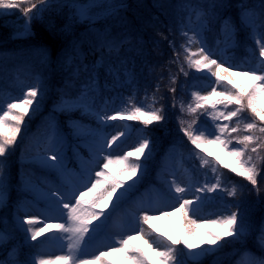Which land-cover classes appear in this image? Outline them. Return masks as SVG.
Segmentation results:
<instances>
[{
  "label": "snow or ice",
  "instance_id": "snow-or-ice-1",
  "mask_svg": "<svg viewBox=\"0 0 264 264\" xmlns=\"http://www.w3.org/2000/svg\"><path fill=\"white\" fill-rule=\"evenodd\" d=\"M28 5V6H24ZM93 5H81L72 4L71 7L76 9L74 16L80 22L94 23L95 17L90 14L89 8ZM47 7V0H37L33 3L32 0H0V14L4 10H20L25 18L26 24H30L31 20L36 17L43 9ZM112 13L116 14L122 5H111ZM192 7V6H189ZM227 5L224 0H211L210 3L200 6L199 10L192 8L195 11L196 20L198 22V28L203 30L206 25L219 19V12L221 9L226 8ZM240 24L247 28L250 32L251 38L254 40L259 48V56L264 58V0H261L259 5V11L253 8L242 5L240 11ZM236 25L233 21L227 17L222 19L221 23V37L219 43L229 45L236 39L237 34ZM181 35L190 44L193 38H196L201 47L198 49L201 59L190 60V65L194 64L196 69H207L214 77H216V84L219 86L223 81L227 80L231 87L228 88L227 93H218L216 88L213 87L211 92L204 96H197L196 107L189 106L190 111L195 113L198 108H202L203 105L199 101L211 103L213 110H216L217 105L223 106L224 109H228L229 105H232L233 110H227L216 113L217 117H222L226 121H233L235 118L236 127H230L228 123H214V130L203 128L199 130V135H196L194 131L189 128H182L183 133L191 142L195 148L199 149L206 137L214 138L219 141L225 148H228L230 154L236 158V165H228L227 167L233 173L243 177L252 186L257 195L261 192V181L264 180V172L261 171L257 162L254 161L252 153L256 154V161L264 160V157L260 156L261 152H264V107L257 106V97L264 94V60H261V67L259 70L252 69L249 72L243 73V75H251L254 83L250 86V89L242 88L238 83H235L233 79L229 77H235L236 73L231 71V67H224V63H218L216 59H212V55L206 50L202 35L199 31H194L192 35H189L188 31H182ZM258 37V38H257ZM131 43L130 37L127 33L116 35L113 32L105 28L100 31H96L92 37L91 48L94 52H99V56L96 61L91 64H85L80 60L79 53V42H73L71 46V53H66L65 61L69 65H75V71L73 77L78 76L81 73L87 74V79L80 84V89L77 95L70 96L67 93L61 95L59 102L54 106V112H61L66 114L68 118V127L72 131L74 137L91 136L94 137V142L90 147V150L96 154H103L108 152L109 154L103 156L102 160L98 163L103 164V169L107 170L113 163V158L110 150L113 148L120 137L124 136L125 133L119 132L113 135L110 140L105 139L104 128L108 125L109 121H115L117 115L109 116L105 112V107L109 103V98H104L103 103L99 104L98 97L101 95V90H112L114 87L119 86L121 83V76L127 78L133 75V70L127 67V61L119 59L122 48L125 45ZM184 47V46H182ZM190 51V49H186ZM116 57L119 59V65L113 63L112 58ZM40 58L43 63H48L49 55L47 50H43L40 53ZM213 67L217 70L213 71ZM234 67V66H233ZM103 68L106 77H111L113 83H109L107 79L101 84L99 78V70ZM220 70L228 75L221 76ZM259 71L260 74H257ZM180 72L185 76L188 72L184 71L181 67ZM170 84L172 87L169 89L175 93L178 87V81L176 75L170 76ZM159 86H157L158 88ZM38 87L30 86L27 89V93L24 99L19 102L9 103L7 105V111L0 116V125L7 124L8 131L0 132V205L4 204L10 198L11 192V180L10 171L8 167V155L14 149L18 134L22 131V125L25 122V118L30 115V111L35 110L36 104L39 103L38 99ZM214 97H222L214 99ZM81 110L82 114L93 118L96 121L97 127L92 128L89 125L81 123L79 120H74L71 117V113L76 110ZM15 111L11 116V120L6 119L10 113ZM129 120L142 121V125L147 128L155 123H162L166 120L167 114L163 104L160 108L144 111L141 107H134L130 110ZM249 113L250 115H245ZM249 120L250 122L244 124V129L250 134L247 135H236L240 128L241 120ZM196 123V121H193ZM258 131L261 135H255ZM64 135L59 128L55 117L49 119L46 140L47 147L43 153H37L35 157L37 161L49 168H56L62 158V150L64 145ZM235 141V143H233ZM152 141L150 138H143L139 145L134 151L128 152L117 159L121 161L124 167L121 169L128 173V179L135 183L133 178H139V173L143 169L144 161L148 158V152L150 150ZM254 145V146H253ZM51 152L52 155L47 153ZM196 155L199 156V153ZM135 157V160L130 158ZM205 164H211L207 157L202 158ZM217 160L220 158L217 157ZM210 171L215 174L216 182L209 185L205 184L203 187L197 188L198 193H209L215 192L222 188L221 177L217 166L210 168ZM106 177L104 170L95 172L94 182L89 180L91 187L87 191H82L79 195L74 193H63L59 190L49 189L45 193V198L50 202V206H53L55 211L66 214L68 221L70 222L69 227H65L64 224H56L52 227L61 230L66 234L65 238L69 241L68 249L72 250L79 249L82 243H85V236L87 233L95 232L96 225H92V220H98L99 217H106L103 212L104 208H107L109 202L113 203L115 207V201L113 197H116L118 201L123 195L124 191L132 187V184H125L124 181L118 180L115 176ZM259 178V179H258ZM25 187L31 186L30 180L23 181ZM175 185V181L172 182ZM87 187V184L84 185ZM118 189L120 192L118 193ZM187 191L186 188L175 185L174 192L177 194V199L182 200L179 208L175 211H180L185 217L188 216L189 212L196 213L197 209L194 207L202 197L196 196L195 200L182 199V194ZM223 191L226 192L228 197L236 198L243 196V190L238 189L236 185H233L230 189L223 187ZM91 197L90 199H86ZM67 201V202H65ZM74 201V203H73ZM88 207L85 208L84 206ZM236 210L229 211L228 214L218 217L217 220H212L211 223L218 224L222 231L204 229L206 240H201L200 244L194 242L192 229L189 226L185 227L182 236L179 239L173 240L171 237L167 238V246L161 250L159 245L153 247V244L149 243V249L156 253L158 257V264H189V261L196 262L198 258L206 251L214 248H219L220 244L227 241L229 238L240 242L243 247L242 257H248L249 259L245 264H264V258L252 257L251 251L246 247L247 238L251 234L253 239L264 248V217L261 218L258 225H254L246 218V214L241 208V205L237 203L234 205ZM100 208L101 211H95V208ZM161 211L163 216H169L171 213L163 211L161 207L158 209ZM148 210H144V214L140 217V222L148 223L150 217L147 214ZM90 218V219H89ZM35 217L25 216L21 220V225L24 226L25 233H30V240L36 241L39 236L45 231L44 228L32 227ZM193 225L196 221L191 222ZM202 226V225H201ZM140 232L145 235L152 236L154 233L145 232L141 227ZM157 239H164L162 236L157 235ZM133 237L129 236L127 239L121 240L120 243L123 246L122 250L126 253V259H130L132 264H150L151 256L148 255L144 250L139 248L137 245L130 243ZM13 236L11 234L5 235L3 231H0V247H5L11 244ZM148 241L146 240V243ZM183 245V249H178L177 245ZM207 246V249L203 247ZM117 251L118 249H111ZM179 252H183L186 259L181 258L178 255ZM103 255V254H102ZM8 258H0V264H52L51 259L35 258L34 256L29 259L27 256L21 254V250L15 245H12L11 251L7 253ZM56 260H72V264H83L82 261H75L70 256H57ZM96 260H101L102 256L94 257ZM106 264V262H105ZM236 264H241V261H237Z\"/></svg>",
  "mask_w": 264,
  "mask_h": 264
},
{
  "label": "trees",
  "instance_id": "trees-1",
  "mask_svg": "<svg viewBox=\"0 0 264 264\" xmlns=\"http://www.w3.org/2000/svg\"><path fill=\"white\" fill-rule=\"evenodd\" d=\"M189 1L190 0H125L122 4V8H120L116 14H110L112 13L111 11L94 23H88L86 21L80 22L74 15L70 14L69 8L66 9L65 12L56 11L50 6H47L43 10L46 14L37 20L31 21L30 31L24 36L15 35L11 26L6 21L7 17H0V82L2 81L6 86L11 87V83L16 76L20 75L25 78H30V76L33 75V70L37 69L39 72L38 78H34L37 84L36 87H38L39 103L36 104L35 110L30 111V115L25 118L22 131L18 134L17 143L7 157L11 180L10 196H12L15 187L18 186V181L14 176V172L18 166L17 164H29L26 158H19V150L22 143H24L22 141L24 134L31 129L34 121L46 111L47 107H54L59 102L62 94L67 93L70 96L77 95L80 84L87 79V74L81 73L70 80V77H73L75 65H69L65 61L64 58L66 53H71V46L74 41L79 42V58L83 63L89 65L90 61L97 59L99 56V52H94L91 48L92 37L96 31L105 28L110 29L113 34L116 35L127 33L131 39V43L122 48L119 57V59L126 60L127 67L133 70V75L127 78V82L125 78L121 76L120 83L122 87L129 91V93H123L129 113L134 107H141L144 111H150L160 108L163 104L167 117L162 123H155L147 128L144 127L145 133L151 139L152 144L148 152V158L144 161L143 169L139 173V178L137 179L134 177L133 180H135V183L132 184V181L128 179V173L121 170L124 167L123 163H121L119 169L113 176L118 180L122 178L125 180V184H132V187L124 191L118 201L114 196L113 201H115V207H113L112 202H109L108 207L104 208L103 212L115 210L126 200L136 199L137 195L142 193L143 187L149 186L151 182H159L158 166L162 165L161 158L163 160L165 148L168 146L167 143L171 134L167 131L172 125V110L177 105L175 99L178 93V87L175 93L169 90L172 87L169 82L170 76L176 75L177 79L178 77H185L184 74L180 72L181 67H183L184 71L189 73L190 80L200 79L201 77H207V79L210 80L211 77L209 75L210 73L206 72L204 68L198 70L194 64L190 65L189 63L190 60L196 59L192 57V51L190 49L191 43L189 44L181 35L182 31H188L186 26L182 24V11L188 7L190 2H193ZM224 2L227 7L220 10L219 19L206 25L203 30L198 28L197 20H192V28L201 33L205 46L213 48L216 41L222 39L219 23L228 13H233V17L230 19L233 18L232 21L238 30L236 39L229 45L220 44L218 48L221 53H225L226 56L231 59L233 65L245 63L250 66L251 70L254 68L258 70L261 67V60H264V58L258 57L253 53V50L258 45H256L251 38L249 30L240 24L239 17L242 5H247L259 11L261 0H224ZM188 32L191 36L192 33L190 31ZM31 45L34 47L30 48L29 46ZM45 49L49 55L48 63H43L40 58L41 51ZM186 49H190V51H186ZM119 59L113 57V63L119 65ZM100 71V77L112 79L111 77H106L103 68ZM157 86L159 87L157 88ZM218 98L222 97H214V99ZM202 105L203 107L200 109L202 120L198 119L199 124L196 126L197 129L201 126V129L207 128L209 130H214V121L218 123V121L222 120L221 117L216 116V113L233 110L232 105H229L227 110L221 105H217L216 110H213L210 102H203ZM258 107H264V105L258 104ZM15 111L17 110H13L6 119L11 120V116ZM71 114L76 115L75 117H86L91 119V121L93 120V118L79 111L78 113L73 112ZM64 115L66 114H62V119L64 120H59L60 127L63 125V122L65 124V121H67ZM245 115L250 114L245 113ZM134 122L142 125V121ZM226 123H228L230 127H236L235 118H233V121H227ZM239 128V132L233 133V136L250 134L244 129L243 120L240 121ZM63 129L69 142L82 145L81 137H74L71 129L68 127L66 130L65 128ZM7 131V124L0 125V132ZM254 134L261 135L258 131ZM233 143H235V141H233ZM217 144L219 148L216 155L220 157V161H216V166L218 167L221 180L225 182L229 179H233V182L238 183L243 177L233 173L230 168L227 167L228 165L235 166L237 163L236 158L232 156L229 149L225 148L219 141H217ZM252 155L254 161L259 164L261 160L256 161V154L252 153ZM260 156L264 157V152H261ZM130 159L135 160V157ZM33 161L34 163H39L36 159ZM39 165L44 166L40 163ZM48 169L56 174L58 173V165L56 168L48 167ZM12 186H14V188ZM261 188H263V184H261ZM117 191L119 193L120 189ZM247 192L249 195L251 193V198L254 197L252 195V187L249 186L244 192V196L247 195ZM217 198V196H214V198H208V200H216ZM251 198L248 196L243 199L252 201ZM208 200H201V202L204 203ZM262 201H264L262 198L258 200L255 209L250 211L251 214H256V211H259L258 209ZM234 205L236 204L231 206L232 211L236 210ZM12 219L14 221V227L19 232V235L22 238L25 236L28 238L30 233H25L24 226L21 225V222L16 218ZM176 221L177 223L172 225V228L175 227L174 230H172L173 232L163 236L164 239H162V242L165 246H167L168 243L167 238L171 237L173 240L179 239L184 232L179 225V215ZM207 229L222 231L218 224H211ZM206 239V235H202L201 240ZM230 239L231 238L228 240ZM200 241L197 244H200ZM225 243L226 241L221 243L219 248L225 245ZM136 244L139 243L136 242ZM203 247L207 249L206 245ZM139 248L150 255L141 245ZM177 248L183 249V245H177ZM219 248L206 250L198 260L213 255ZM258 250L260 254L264 256V248ZM178 255L186 259L183 252H179ZM24 256L29 258L27 253ZM151 258L150 264H157V259L152 256ZM190 263L193 264V262L189 261V264Z\"/></svg>",
  "mask_w": 264,
  "mask_h": 264
},
{
  "label": "rangeland",
  "instance_id": "rangeland-1",
  "mask_svg": "<svg viewBox=\"0 0 264 264\" xmlns=\"http://www.w3.org/2000/svg\"><path fill=\"white\" fill-rule=\"evenodd\" d=\"M125 0H51V5H55L57 8L62 10L68 9L71 7L72 4H81V5H93L89 8L90 14H92L95 19L107 14L108 12L112 11L111 5H121ZM193 2H198L199 5H206L210 3L211 0H190ZM189 1V2H190ZM34 1L33 3H35ZM190 2L187 8L183 9L182 11V24L186 26L188 31H192V18H196L195 11L192 8H196L199 10L200 7H196V3ZM28 6V5H24ZM192 6V7H189ZM73 14L75 13L76 9L71 7ZM41 13V12H40ZM36 15L38 17L40 15ZM1 15H9L11 16L10 22L12 25V30L15 33H27L29 30V24H26L25 18L23 13L20 10H4ZM225 17L231 18L233 17V13H228ZM233 19V18H232ZM231 19V20H232ZM221 22L219 23V27H221ZM201 47L200 43L197 41L196 38H193L191 43V49L193 52V58L201 59L198 49ZM216 48V47H215ZM208 51V50H207ZM259 51V48H257ZM212 55V59H216L218 63H224V67L228 68L231 67V71L235 72V77H229L233 79L235 83H238L242 88L250 89V86L253 83H257L254 81L251 75H243L245 72H249L246 67L237 66V68H233L231 64L225 59V56L221 52H217V49L209 51ZM213 71L217 69L213 67ZM206 71H208L206 69ZM221 76L228 75L224 73L223 70H220ZM178 75V71H177ZM185 76V75H184ZM212 76V74H211ZM190 77L189 73L187 76L183 78L177 79L178 81V94L177 99H175L176 107L173 108L171 122L172 125L168 129V133H173L171 138V144L169 146V150L167 151L168 155L165 156L166 165L160 167L159 176L164 178V186L169 187L172 190V195L176 197V199H172L164 195L159 187H154L147 193L146 195V203L140 204L139 207L134 206L133 204H129L130 210L128 212H124L123 209L117 212V215H114V221L112 220L108 223L109 225L105 226V236L100 232L101 228L103 227L101 223H93L92 225H96V231L90 232L86 234L85 240L90 237V235H94V239L83 247L82 243L79 246V249L70 250L68 249L69 241L65 238L66 234H64L61 230L52 227L56 224H64L65 227L70 226V222L68 221L66 214H61L53 209L47 208V205L44 204L42 201L45 198V193L49 189H56V184L54 180H41L37 173H31L32 176L27 172L26 175L28 176L27 180H30L33 183L38 182L39 188L35 191L32 197L24 196L20 199L19 204L16 208V212L20 217L31 216L35 217V221L32 225L34 228H46L43 232L44 235L47 234L48 226H51L50 233L48 235V240L44 243L43 248L39 249L38 255L36 256L37 259L44 258V259H51L53 264H72V260H56L55 257L57 256H70L75 259V261H82V262H95L96 264H116L115 261H119L117 264H132L130 259H126V253L122 250V245L120 243L121 240L127 239L129 236L136 235L137 239L139 240L138 247L141 245L143 248L147 249L152 257H156V253L149 249V243L153 244V247L159 245V248L163 250L164 244L161 239H157V235L162 236L164 234H171L175 227L172 228V225H175V215H176V208H179L180 203L182 200L177 199V194L174 192L175 185L180 187H184L187 191L182 194V199L186 200H195L196 196H201L205 198L206 196H220V201L215 205L213 203L212 207H203L194 205L197 211L195 214L189 212L188 216L185 217L184 214L181 212V226L185 230L186 226L191 227L192 235L195 243H198L201 240L202 235L205 234L204 229L210 226L212 220H217L218 217L222 215L228 214L229 204L233 203V199H239V204L241 205L242 210L246 214V218L251 221L252 224L258 225L261 218L264 217V201L260 204L259 211H256V214H251L250 211L255 209V205L259 199L264 200V180L261 181L263 184V188H261V192L259 195L252 190V195L254 196L251 198L247 192V195L244 196L245 198L249 196L252 201L247 199H241L239 197L233 198L228 197L226 192L223 191V187L231 188L233 185H236L238 189H242L243 193L248 189L250 185L245 179H240L241 182L235 183L233 179L227 180V182L221 181L222 188L218 189L215 192L209 193H198L196 191L197 188L203 187L206 183L211 185L216 182L215 174L210 171V168L213 167V164H205L203 161V157H207L210 161V158L216 156L217 144L212 140L211 136H207L204 139L201 147L199 149L195 148L194 145H191V142L185 136L182 131V128H189L190 130L197 132L196 126L199 124L198 119L202 120V113H200V109L198 108L195 113L190 111L189 106L196 107L197 104V96H204L211 92L213 85L216 88L218 93L227 92L228 88L231 85L227 83H221L219 86L216 84V77H212V81H208L205 84L199 83L200 81L196 80H188ZM252 78V79H251ZM207 81V79L205 80ZM203 104L204 101H199ZM264 103V94H261L257 97V106L258 104ZM51 117H55L56 114L52 110L49 113V116L46 117L48 119L45 124H40V126L47 128L49 119ZM221 119L226 123L227 121L224 120L222 117ZM117 117V119L113 122V129L118 130L120 132L124 129V125H126L125 119ZM196 121V123H193ZM248 122V120H246ZM245 121V123H246ZM32 133L34 134L35 131L29 133L27 135V143L22 148L21 153L23 155L27 154L28 156L33 155L37 151L36 142L39 141L44 134L40 135L37 139L30 140ZM113 134L105 135V139L110 140ZM145 138L144 135H140L138 139L134 140L132 143H128L126 148L128 151H134L135 148L139 145L140 141ZM93 144V143H92ZM91 144V145H92ZM90 145V147H91ZM47 147V145H46ZM194 147V148H191ZM199 153V156L196 155ZM211 162V161H210ZM261 171L264 172V160L258 164ZM84 166V164H83ZM63 176L66 178L67 176H71L75 178V174L72 172L63 173ZM166 177V178H165ZM27 178V177H26ZM90 179L88 178V181ZM94 182V178H91ZM86 182L87 187L82 186L78 188L77 191L75 187L70 191V193H74L75 195H79L82 191H87L88 188L91 187V183ZM173 181H175V185H173ZM252 187V186H251ZM61 194L65 193L60 191ZM88 197L86 199H90ZM213 201V200H212ZM67 202V201H65ZM74 203V201H73ZM228 205V207H227ZM86 208V205L84 206ZM137 207V208H136ZM163 208V211L171 213L169 216H163L161 211L158 209ZM249 207V208H248ZM148 210L147 214L150 217L148 223L140 222V217L144 214V210ZM196 221V224L193 225L191 222ZM107 223V224H108ZM202 225V226H201ZM143 228L145 232H152L154 235L148 236L145 233L140 232V228ZM146 240L148 241L146 243ZM131 243V241H130ZM133 244V243H132ZM135 244V243H134ZM250 246L255 247L257 249L260 248V245L253 239L252 235L250 234L247 238L246 247L249 248ZM244 245L240 242L235 240H227L225 245L219 248L215 254L210 257L204 258L202 260L196 261L194 264H222L226 261H230L229 258L233 256L237 261L245 262L249 259L248 257H242ZM111 249H118L117 251H112ZM103 254V255H102ZM102 256L101 260H96L94 257ZM255 258V257H254ZM158 260V259H157Z\"/></svg>",
  "mask_w": 264,
  "mask_h": 264
}]
</instances>
